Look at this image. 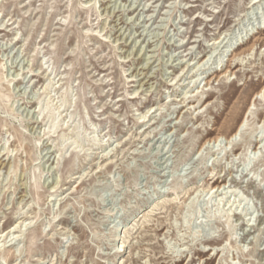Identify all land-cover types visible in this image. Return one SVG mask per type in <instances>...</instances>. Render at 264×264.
<instances>
[{
    "label": "rangeland",
    "instance_id": "1",
    "mask_svg": "<svg viewBox=\"0 0 264 264\" xmlns=\"http://www.w3.org/2000/svg\"><path fill=\"white\" fill-rule=\"evenodd\" d=\"M262 90L264 0H0V264H264Z\"/></svg>",
    "mask_w": 264,
    "mask_h": 264
},
{
    "label": "bare ground",
    "instance_id": "2",
    "mask_svg": "<svg viewBox=\"0 0 264 264\" xmlns=\"http://www.w3.org/2000/svg\"><path fill=\"white\" fill-rule=\"evenodd\" d=\"M259 29H260V28H258L257 31H258ZM254 34H255V33L253 32V35H254ZM215 42H216V41H215ZM242 43H243V42H242ZM236 44H237V43H236ZM231 46H232V45H231ZM217 49H218V48H217ZM233 52H235V50H233ZM206 60H207V59H206ZM209 60H210V59H208V61H206V62H205V60H204V62H201V63H200V61H199L198 64H199L200 66H203L204 64L206 65V64H208ZM199 65H198V67H199ZM195 66H196V65H195ZM201 68H202V67H201ZM229 71L232 72L231 69H227V70H226V69H225V70L222 69V70H220V71H218V72L215 71L212 77H208V78H206V84L208 85V84L210 83V81H211L214 77L218 78V75H224V76H226V75L228 74ZM193 77H194V76H193ZM263 95H264V90L258 92V93L256 94V96H255V100L261 99V96H263ZM188 104H191V101H190ZM192 108H193V107H192ZM149 121H150V120H149ZM146 123H147V122H146ZM245 123H246V121L244 120V121L242 122V124L240 125L238 131H237L235 134H233L231 138L227 139L228 142L234 143V142L236 141V138H237V136L239 135V133L243 130V128H244V126H245ZM220 137H221V136L215 138L214 140H210L208 143H209V144H211L212 142L217 143V142L220 140ZM256 142H257V144H260V143L264 142V138H262L261 140H258V136H256ZM235 143H236V142H235ZM255 153H256V152H255ZM212 181H214V182H213V186L211 187V190H214L215 192H218V191L222 188V186H226L225 184H224V185H221L222 181H220V177H218V178H213ZM22 225H23L22 223L19 224V225H16L15 228H21ZM13 227H14V226H13ZM11 229H12V228H11ZM7 230H8V229H7ZM16 232H18V231L10 230L7 234H4L5 231H3V232L0 234V239L3 238L4 236H5V239H7L8 237L11 236L12 233H16ZM192 264H194V263H192Z\"/></svg>",
    "mask_w": 264,
    "mask_h": 264
}]
</instances>
